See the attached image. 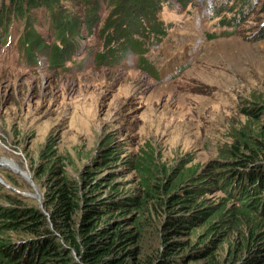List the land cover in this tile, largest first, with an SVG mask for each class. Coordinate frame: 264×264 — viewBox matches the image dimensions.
Returning <instances> with one entry per match:
<instances>
[{
	"label": "rangeland",
	"instance_id": "1",
	"mask_svg": "<svg viewBox=\"0 0 264 264\" xmlns=\"http://www.w3.org/2000/svg\"><path fill=\"white\" fill-rule=\"evenodd\" d=\"M2 1L9 0H0V63L12 69L0 70V160L11 158L33 176V166L52 148L67 172L80 178L95 156L110 154L101 175L111 173L122 195L142 194L145 150L159 165L145 185L159 186L153 189L169 197L167 176L173 168H188L177 191L192 188V197L235 220L218 229L227 232L217 244L224 264L248 257V245L262 232L253 207L264 196L255 190L248 200L230 201L221 184L236 166L225 150L258 135V122L244 109L264 90V0H152L154 13L148 0H60L70 26L78 28L65 29V39L47 7L31 6L26 15L17 10L13 19L1 11ZM153 17L158 25L152 29ZM25 18L32 22L25 25ZM135 23L142 28L128 42ZM30 29L39 33L37 44L44 43L37 63L30 54L27 61L18 44ZM0 171L15 175L30 201L43 196V181L4 163ZM26 191L37 197L21 193ZM244 205L243 218L238 209ZM147 208L141 216L149 215ZM152 213L160 225L171 211L155 205ZM220 220L215 214L196 221L191 235L173 237L190 242L178 250L190 255L188 264L205 262L190 250L210 245L214 233L202 241L200 236Z\"/></svg>",
	"mask_w": 264,
	"mask_h": 264
},
{
	"label": "trees",
	"instance_id": "2",
	"mask_svg": "<svg viewBox=\"0 0 264 264\" xmlns=\"http://www.w3.org/2000/svg\"><path fill=\"white\" fill-rule=\"evenodd\" d=\"M31 6L47 7L53 15H57L58 25H63L58 26L60 38L65 39V29H75L74 33L78 30L70 26L69 14L64 11L60 0H9L8 4L2 1L1 11L10 12L14 19L19 11L26 15ZM146 7L152 13L156 8L152 0H148ZM151 11L148 13L151 14ZM29 20L23 19L24 24L27 25ZM148 22L152 29L158 25L154 17ZM134 26L129 27L128 42L135 41L133 36L142 28L141 23H135ZM38 38L39 33L30 29L22 35V43L28 44V51L35 46L41 49L44 43L37 44ZM134 46L137 44L134 43ZM53 48L60 47L55 44ZM253 103L252 110L245 111L259 122L257 137H241L225 150L231 155L229 162H235L236 165L221 184L229 200L235 197L243 201L252 196L255 190L264 193V92L259 93ZM149 147L151 151L154 150L153 146ZM142 153V171L147 176L155 175L159 171L158 163L151 159V153L145 150ZM108 156L110 154L95 156L92 165L84 169L80 178H76L66 171L65 165H60L59 156L51 151L43 153L33 169L35 180L43 181L45 186L43 204L49 215L42 212L36 202H29L19 196L15 198L16 207H6L0 203V264H188L190 255L182 256L178 250H184L190 242L171 240L176 236L191 235L188 230L192 229L196 221H204L215 214L221 217L220 222L211 226L212 233L207 231L200 236L202 241L208 234L212 236L214 233L211 244L190 251L193 259L205 260L203 264H224V259L217 252V244L221 237L227 236V232L218 229L234 224L235 220L225 215L218 205L205 206L198 196L192 197V188L184 192L177 191L176 186L187 174L188 168H173L168 175L171 168L165 167L167 186L170 185L169 197H162L155 190L159 186L145 185L147 176L143 178L142 194L122 195V185L116 182L111 173L101 175L104 160H108ZM247 164L262 171L243 172ZM208 174L205 179L209 178ZM9 176L15 182L14 177L11 174ZM211 181L209 179L207 184L211 185ZM0 199L12 200L2 192ZM155 204L171 211L160 225L148 217L141 220L139 215L144 205L155 207ZM183 209L191 214L186 216L178 213ZM238 210L241 217H246L247 205ZM258 211L262 213L254 223L257 225L262 222V232L253 245H248L250 255L238 264H264V206L259 205ZM226 221L228 224L222 225ZM19 232L30 233L33 239L29 243H20V249L12 250L10 237L12 233ZM154 237L156 239L152 246ZM159 241L162 245H158ZM25 256L27 259L23 260Z\"/></svg>",
	"mask_w": 264,
	"mask_h": 264
},
{
	"label": "clouds",
	"instance_id": "3",
	"mask_svg": "<svg viewBox=\"0 0 264 264\" xmlns=\"http://www.w3.org/2000/svg\"><path fill=\"white\" fill-rule=\"evenodd\" d=\"M262 92H264V90L263 91H261V92H259V93H262ZM259 93H258V95H259ZM256 97V96H255ZM255 99V98H254ZM253 99V100H254ZM253 100H252V102H250V103H248L247 104V107H246V109L247 110H252V108H253V105H254V103H253ZM246 109H244V112L245 113H247L245 110ZM247 115H248V113H247ZM248 117H250L249 115H248ZM264 117V116H263ZM251 118V117H250ZM252 119V118H251ZM253 120V119H252ZM262 120H263V118H262ZM255 121V120H254ZM264 121V120H263ZM256 122H258V121H256ZM259 123V122H258ZM257 130H258V125H257ZM50 149V151L52 152V154H55L54 152H53V149L52 148H49ZM49 152V151H48ZM47 152V153H48ZM43 153H46V152H43ZM43 153H42V156H43ZM51 154V153H50ZM56 155V154H55ZM56 156H59V155H56ZM59 158H60V156H59ZM7 159H9V158H7ZM15 161V160H14ZM17 162V161H16ZM18 163V162H17ZM60 163H61V158H60ZM3 163L1 162V160H0V165H2ZM5 164V163H4ZM19 165V164H18ZM61 165V164H60ZM63 165H65V164H63ZM65 167V169H66V165L64 166ZM244 168L245 169H242L243 170V172H249V173H253L255 170H260V171H262L261 169H259L258 167H256V166H254V165H252V164H247V165H244ZM28 171V170H27ZM32 171H33V176H32V174H31V172L30 171H28L29 172V176H27V177H29V178H31V177H33L34 178V169L32 168ZM67 171V170H66ZM0 174H2V176L0 175V192H2L3 194H7V195H9L11 198H12V200H8V199H0V203L2 204V205H4V206H6V207H16V203H15V198L17 197V196H19V197H21V198H26V197H24L22 194H20V192H19V190L17 189L18 187H17V185H16V181L15 182H13L11 179H10V176H9V174H4L3 172H1L0 171ZM13 177H14V179H15V175H13V174H11ZM34 180H35V178H34ZM8 182V183H7ZM30 188V187H29ZM262 188L264 189V186L262 185ZM159 191V190H158ZM225 192V191H224ZM260 192V191H259ZM21 193H25V194H28V195H31V196H36L35 194H32L30 191H26V192H21ZM159 194H160V191H159ZM260 194L261 195H263L264 196V193L262 194L261 192H260ZM127 195V194H126ZM161 195V194H160ZM162 197H167V196H163V195H161ZM251 196V195H250ZM249 196V197H250ZM37 197V196H36ZM249 197L248 198H246V199H244V200H248L249 199ZM38 199H36L35 198V200H33V201H30L28 198H26V199H28V201L29 202H36V205L41 209V211L42 212H44L46 215H49V213L46 211V209L44 208V204H43V196L42 197H37ZM234 198V200H230V201H237V202H239V200L237 199V198H235V197H233ZM229 199V198H228ZM243 200V201H244ZM155 205H157V204H155ZM259 205H263L264 206V199H263V201H261V202H259L255 207H253V212H254V214H259V216H261V211H258V207H259ZM146 206H148V205H146ZM159 206V205H158ZM160 207V206H159ZM155 207L154 206H151V205H149L148 206V208H147V210L148 209H150L149 211H151V212H148L147 210V213H149V215L148 216H141L140 215V213H139V215H140V218H141V220L143 219V217H148L150 220H153L152 219V217H153V213H152V211H153V209H154ZM162 208V207H161ZM142 209V208H141ZM163 209V208H162ZM165 211H167V210H165ZM252 212V213H253ZM183 214V213H182ZM145 215V214H144ZM168 215V214H167ZM166 215V216H167ZM152 216V217H151ZM48 219H49V217H48ZM10 239H12V241H11V245H12V247H11V249L12 250H17V249H20V243H23V242H27V243H29L30 242V240L31 239H33V235H31L30 233H24V232H19V233H12V236L10 237ZM208 246V245H207ZM205 247V246H204ZM201 249V248H200ZM195 250H197V249H195ZM27 259V257L25 256L24 258H23V260H26ZM77 260H79V257H77Z\"/></svg>",
	"mask_w": 264,
	"mask_h": 264
},
{
	"label": "bare ground",
	"instance_id": "4",
	"mask_svg": "<svg viewBox=\"0 0 264 264\" xmlns=\"http://www.w3.org/2000/svg\"><path fill=\"white\" fill-rule=\"evenodd\" d=\"M250 2H251V1H250ZM211 6H212V5L209 4V5L207 6V9L210 8ZM240 13H241V12H240ZM51 22H54V21L51 20ZM11 69H12L11 67H9V66H7V65H5V64L0 63V70H1V71L11 70ZM1 162H2V163H5V164L8 165V166H10V167H11L12 169H14L15 171L21 172L23 175L29 176L28 171H27V170H24V169L21 168V167H19L18 163H17L16 161H14V160H11V158H10V159L2 158V159H1Z\"/></svg>",
	"mask_w": 264,
	"mask_h": 264
}]
</instances>
